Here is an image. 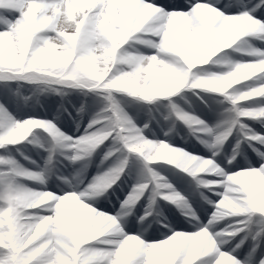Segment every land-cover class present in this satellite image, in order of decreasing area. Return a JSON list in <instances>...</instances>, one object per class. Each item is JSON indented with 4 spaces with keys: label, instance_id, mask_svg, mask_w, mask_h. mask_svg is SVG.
<instances>
[{
    "label": "clouds",
    "instance_id": "1",
    "mask_svg": "<svg viewBox=\"0 0 264 264\" xmlns=\"http://www.w3.org/2000/svg\"><path fill=\"white\" fill-rule=\"evenodd\" d=\"M12 6L9 0H0V7ZM177 24L189 26L183 38L175 31ZM0 25H9L8 31L0 32V81L33 86L29 95H23L21 84L13 95L27 102L33 95L64 96V89H77L95 92L103 103L85 134L76 139L50 121L0 118V148L25 141L43 146L34 136L36 129H43L58 148L69 150L64 158L71 163L90 158L110 139L112 145L101 163L118 156L117 164L83 190L78 184H69L72 190L63 195L24 183L31 180L47 188L51 178L47 167L33 172L12 157L0 156V164L11 165L10 172L0 174V246H26L46 232L53 245V264H129L134 249H140L147 264H173L181 246L187 250L184 264H193L199 254L217 251L218 243H227L228 238L244 231L254 214L264 217V151L253 148L261 161L258 168L249 166L235 172H227L215 159L234 129L239 130L240 138L226 158L227 165L236 163L241 143L251 147L252 142H258L264 147V135L243 122L253 119L264 128V104L242 103L264 97V76L252 79L264 73V51L244 39L257 37L264 42V21L247 11L227 15L210 4H197L192 13L166 14L140 0H32L22 20H0ZM228 49L255 59L234 58L225 53ZM184 90L217 94L230 105L227 121L213 139L200 141L213 150V158L149 139L145 135L149 123L139 126L126 110L124 98L148 106L167 100L169 116L192 131L207 130L203 120L172 103L171 98ZM0 112H6L2 104ZM83 112V106L77 109L78 115ZM129 154L143 161L147 182L134 185L116 215L86 203L85 199L98 198L117 183ZM155 163L175 166L187 173L197 188L219 197L212 201L201 192L204 202L213 207L206 224L200 223L184 195L148 167ZM149 183L154 184L155 196L195 220L198 230L175 231L165 244L151 246L137 235H127L122 225ZM49 212L52 214H41ZM150 215L141 216L138 223ZM259 236L257 232L252 239ZM215 264H232V259L221 253ZM259 264H264V257Z\"/></svg>",
    "mask_w": 264,
    "mask_h": 264
},
{
    "label": "rangeland",
    "instance_id": "2",
    "mask_svg": "<svg viewBox=\"0 0 264 264\" xmlns=\"http://www.w3.org/2000/svg\"><path fill=\"white\" fill-rule=\"evenodd\" d=\"M245 1L249 3L244 4L238 0H208V2L212 3L226 14L232 15L247 11L254 18L264 21V0ZM151 2L161 6L165 4L172 5L175 7V10L186 12L197 0H151ZM172 10V7L168 8V11ZM3 27V25H0V29H3ZM244 39L249 40L254 47L264 50V42L259 38L247 37ZM141 50L149 53L152 51L147 48H142ZM225 53L237 59H255L254 57L236 53L233 49L225 50ZM257 75H259V73ZM254 78L255 77H252V79ZM21 84L23 87L19 89L20 92L23 95H29L33 87L31 85L24 84L22 81H0V104L6 109V112H0V118L8 119L9 117H14L17 120L35 118L50 121L61 132L76 139L85 134V129L92 117L103 107L101 99L95 92L77 89H64L63 91L67 93V95L64 96L53 94L33 95L32 99L25 102L20 97L13 95ZM73 95H75L74 97H78V103L70 102ZM40 97H42V101L39 100ZM12 98L14 101H12ZM50 98L53 100V106H48V100ZM255 98L256 97H253L252 99ZM59 99L70 102V106L64 105L62 109H57V100ZM124 99L127 101L126 110L133 116L139 126L142 127L144 123H149V129L145 131V135H147L149 139L164 140L172 146L186 150L191 154L204 158H213V150L206 147L200 141H211L217 131H219L227 121L226 109H228L230 105L223 97L217 94L205 93L200 90H184L177 96L171 98L173 104L178 105L184 111L190 112L205 122L207 130L197 131L190 130L184 123L176 120L175 117L169 116L167 100L158 101L156 104L148 106L144 105L143 102L132 101L129 98ZM246 102L247 101L242 103ZM256 103L264 104V101H257ZM81 106L84 107V112L78 115L77 109H80ZM52 108H56V111L50 114L49 111ZM149 108H152L151 112L148 111ZM166 117L168 118L166 119ZM243 122L248 124L256 132L264 135V128H261L260 124L255 120L245 119ZM165 133L168 134L165 135ZM34 136H38L43 146L25 141L18 145H9L5 148H0V156L14 158L15 161L27 170L38 172L47 167L49 175L51 176L48 180L47 188H44L37 182L25 180L24 183L30 187L52 191L58 195H63L71 191L72 188L69 187V184H78L79 190H83L94 178L118 163V156L110 157L108 160L101 163L105 152H107L112 145L111 139L101 145L90 158L84 161L71 163L64 158V154L69 150L58 148L51 136L43 129H36L34 131ZM239 138V130L234 129L232 135L223 143L221 151L223 154L221 155L220 153L219 156L215 157L217 163L221 164L227 172L239 171L249 166L256 168L260 166L261 161L256 152L253 151V148H260L261 151H264V147L259 145L258 142H252L251 147L248 143H241V154L237 156L236 163L234 165H227L226 158L230 156L236 148ZM30 139H32V137H30ZM245 157L247 161H250V164L246 162ZM148 167L164 176L177 191L188 199L192 208L196 211L200 223H207L213 207L204 202L201 197V192L212 201L218 200V196L213 195L205 189L197 188L195 182L187 173H184L173 165L155 163L148 165ZM10 169L11 165L0 164V172L7 174L10 172ZM144 176L145 169L143 161L136 155L129 154L124 172L117 183L101 196L102 199H85V202L97 208L99 211L116 215L121 210V203L129 193L133 191L134 185L147 182ZM209 178L214 179L215 177ZM215 191H219V189H215ZM136 205H138L135 210L136 215L129 216L130 219L127 217L126 222H124L122 226L125 233L137 235L145 242H157L166 239L175 231L191 233L198 230L195 220L182 215L176 205L154 195V184L152 183H149V187L143 192L134 206ZM147 209H154L153 211L159 214L156 218V221H160L159 223L153 221L150 217H147L145 221L139 223L141 225L133 222L134 219L138 222L141 216L148 213ZM262 220H264V217H260L259 214H254L252 222L244 228V231L238 233L234 237L228 238L227 243H218V248L232 254L238 261V264H259V260L264 257V232H261V228H264V224L260 223ZM163 225H167V227ZM222 226L223 225H221V227ZM257 232H260V236L254 241L252 237ZM241 240L244 241L242 244ZM214 255L215 253H210L208 257L202 259L210 261Z\"/></svg>",
    "mask_w": 264,
    "mask_h": 264
},
{
    "label": "snow or ice",
    "instance_id": "3",
    "mask_svg": "<svg viewBox=\"0 0 264 264\" xmlns=\"http://www.w3.org/2000/svg\"><path fill=\"white\" fill-rule=\"evenodd\" d=\"M9 2L13 5L12 7L9 8L0 7V20H7L11 23H15L16 21L23 19L24 14L27 12V5L30 2H32V0H9ZM36 2H40V0H36ZM44 2H51V0H44ZM140 2L145 5H152L153 7L161 8L166 14L172 12L192 13L197 4H210L213 7H216L212 3L208 2V0H197V2L193 4L188 11L185 12V11L175 10V7L172 5L165 4L164 6H161L158 4H154L151 2V0H140ZM169 7H172L173 10L168 11ZM3 26L4 27L3 29H0V32H5L9 30V25H3ZM188 27L189 26L185 24H177L175 26V31L178 32L183 38L184 33L188 30ZM261 76H264V73H259V75L256 74L253 80H256L258 77ZM257 101H264V97L257 96L255 99H251L246 103L254 104ZM0 174H5V173L0 172ZM46 214L51 215L52 213L49 212ZM127 235H131V234H127ZM172 235H170L166 239L157 242H145V244L146 246H151L154 244L163 245L169 240V238ZM52 248L53 245L48 243L47 233L46 232L41 233L31 243H27L26 246L24 245H18L15 247L0 246V264H53V260L50 258V253L52 252ZM161 251L163 252L165 251V249H161ZM212 253H215V255L211 259V264H215L216 260L220 258L221 253H225L227 256L231 257L232 264H238V261L233 257L232 254L224 252L219 248L217 251ZM209 254L208 255H204L203 253L199 254L196 257V259L193 261V264L194 262L195 264H209V261L202 259L208 257ZM186 256H187V250L185 247L181 246V248H179L176 251L173 264H184V260L186 259ZM129 264H147V258L146 256L140 255V249H134L129 259Z\"/></svg>",
    "mask_w": 264,
    "mask_h": 264
},
{
    "label": "bare ground",
    "instance_id": "4",
    "mask_svg": "<svg viewBox=\"0 0 264 264\" xmlns=\"http://www.w3.org/2000/svg\"><path fill=\"white\" fill-rule=\"evenodd\" d=\"M239 2H241V3H244V4H247V3H249V2H247V1H245V0H238ZM258 74V73H257ZM75 95H73V97L71 98V100H70V102L71 103H78L79 102V99H78V97H74ZM12 101H14L13 100V98H12ZM48 102H49V104H48V106H53V100L50 98L49 100H48ZM58 106H57V109H62V106H64V105H67V106H70V102H68V101H66V100H64V99H59L58 101ZM56 108H52L49 112H50V114H53V112H55L56 110H55Z\"/></svg>",
    "mask_w": 264,
    "mask_h": 264
}]
</instances>
